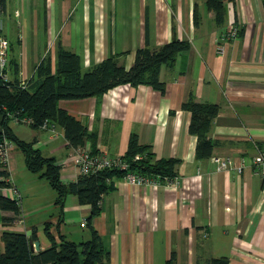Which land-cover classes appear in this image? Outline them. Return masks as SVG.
Masks as SVG:
<instances>
[{
  "label": "crops",
  "instance_id": "0c3cea01",
  "mask_svg": "<svg viewBox=\"0 0 264 264\" xmlns=\"http://www.w3.org/2000/svg\"><path fill=\"white\" fill-rule=\"evenodd\" d=\"M205 2L4 1L0 36L8 43L9 55L18 59L21 81L29 80L47 55L54 65L59 42L81 58L83 71L122 53L126 55L120 63L129 69L137 49H154L173 37L190 43L171 67L160 68L164 94L123 85L100 99L58 102L96 134L98 154L122 157L135 133L140 144L150 146L155 160L181 161L175 186L133 185L123 177L113 178V190L101 197L100 214L92 220L109 254L106 264H165L172 254L176 264H209L221 257L229 264H264V179L252 165L259 152L264 154L263 9L260 0L226 3L223 23L218 25ZM233 27L237 38L220 42L224 51L218 53L219 38ZM189 94L199 103L219 107L209 133L214 147L208 159L195 158L196 138L188 133L190 114L180 109ZM33 131L23 140L12 130L43 157L54 159L63 183L75 182L79 172L74 157L78 150L92 152L90 143L70 148L54 124ZM42 131L47 135H40ZM12 151L6 171L21 194L24 223L6 221L13 214L0 209V235L12 230L29 238L34 233L33 242H38L34 252L50 247L44 232L47 223L56 242L60 236L74 243L89 240V229L82 223L90 206L69 195L60 212L52 189L55 196L45 203L27 198V189L15 177L18 168L27 170L25 161L19 164ZM214 158H228L232 164L218 170Z\"/></svg>",
  "mask_w": 264,
  "mask_h": 264
},
{
  "label": "trees",
  "instance_id": "16d2710c",
  "mask_svg": "<svg viewBox=\"0 0 264 264\" xmlns=\"http://www.w3.org/2000/svg\"><path fill=\"white\" fill-rule=\"evenodd\" d=\"M5 0H0V12ZM264 15V0H260ZM226 3L235 0H206L209 12L214 13L218 25L223 23ZM239 31V37L242 36ZM190 49L187 40L173 37L170 42L157 48L143 47L135 51L134 61L129 69L120 63V58L126 54L110 55L101 62L83 71L81 58L66 50L57 43L54 65L49 55L45 56L34 69L33 76L27 81H21L18 59L14 54L8 56L4 73L7 81L0 76V114L3 117L0 125V145L3 140L14 144L23 154L25 166L31 173H40L51 189L56 193L55 205L62 212L65 198L76 196L80 205H89L90 213L85 221L90 238L87 241L74 243L63 236L56 242L49 232L50 224H45V235L50 247L38 252L30 250L29 242H33L35 234L27 238L18 231H4L0 235V264H106L109 254L101 237L92 227V220L100 214L101 197L113 190V178L124 177L126 172L117 169H104L89 175H79L75 182L65 184L60 178V167L54 159L45 158L32 143L19 140L12 132L9 124L12 117L27 118L32 122L29 127L41 129L44 124L59 126L68 146L77 148L86 141L91 145V154H98L96 134L88 132L80 120L58 107L61 100H82L87 98L100 99L108 91L118 86L136 88L145 86L160 94H164L165 85L159 79L162 66L171 67L181 53ZM10 53V48H9ZM12 51V50H11ZM8 53V54H9ZM25 82L24 87L22 83ZM180 109L190 114L188 133L196 138L195 158L208 159L212 155L214 143L209 139L213 120L219 114L215 104L199 103L192 94L181 104ZM139 157L136 159L135 157ZM128 166L127 172L149 179L176 178V167L179 159H154L150 146L139 143L138 136L132 133L129 137L125 154L120 157ZM0 175L8 176L7 171ZM0 209L13 215L6 221L12 222L18 215V207L7 198L0 195ZM165 264H176L174 254ZM209 264H229L225 257L212 259Z\"/></svg>",
  "mask_w": 264,
  "mask_h": 264
},
{
  "label": "built area",
  "instance_id": "2783aa9c",
  "mask_svg": "<svg viewBox=\"0 0 264 264\" xmlns=\"http://www.w3.org/2000/svg\"><path fill=\"white\" fill-rule=\"evenodd\" d=\"M237 38V29L230 28L227 32L223 33L217 42V52L222 54L224 51L223 46L220 42H226L228 40H234ZM8 43L7 41L0 36V76L4 81H7V74L4 73V69L7 66L8 61ZM22 87H24L25 82H23ZM12 120L16 124L27 125L31 124V120L27 118L18 119L17 117H12ZM49 124H44L41 128H48ZM52 129V128H51ZM53 130V129H52ZM13 149V144L6 139L3 140L0 145V172L6 170V166L9 161L10 152ZM138 159L139 157H135ZM75 167L79 172V175H89L95 172L102 171L104 169H117L123 172H126L123 177L129 184L133 185H168L175 186L177 184V178L174 179H164L163 182L159 178L149 179L142 176L134 175L130 172H127L128 166L120 158H109L101 154H91L88 150L77 151L76 156L74 157ZM213 162L217 165L218 170H225L228 168L232 162L228 158L219 159L214 158ZM253 169L256 174L260 175L264 179V154L259 152L257 156L253 159L252 162ZM239 169V167H238ZM0 195L8 200L12 201L19 210L18 215L14 218L13 223L17 225H23L24 216L21 212V194L18 188L14 185L9 176L0 175ZM85 225V222L82 223V226Z\"/></svg>",
  "mask_w": 264,
  "mask_h": 264
},
{
  "label": "rangeland",
  "instance_id": "374dc122",
  "mask_svg": "<svg viewBox=\"0 0 264 264\" xmlns=\"http://www.w3.org/2000/svg\"><path fill=\"white\" fill-rule=\"evenodd\" d=\"M11 15H13V10H11ZM10 34V33H9ZM14 35H9V39H13ZM9 56V54H8ZM10 128L19 135V137L23 140H28L31 132H34L27 125L16 124L13 121L9 124ZM48 131H42L39 133L40 135H47ZM12 156H16L18 158V163H21V160L24 158L23 154L19 149H15L12 151ZM10 158V156H9ZM24 173L23 176L21 173ZM15 177L21 182L22 187L27 189V198H39V200L43 203L49 201L51 197H54V192L51 190L47 181L40 177L41 173H33L31 174L26 169L23 171L18 168V175L15 172ZM24 197V194H22ZM25 198V197H24ZM50 198V199H49ZM48 199V200H47ZM38 202V201H37Z\"/></svg>",
  "mask_w": 264,
  "mask_h": 264
},
{
  "label": "water",
  "instance_id": "95a60500",
  "mask_svg": "<svg viewBox=\"0 0 264 264\" xmlns=\"http://www.w3.org/2000/svg\"><path fill=\"white\" fill-rule=\"evenodd\" d=\"M2 120H3V117L2 115L0 114V125L2 123ZM2 133V130H1V127H0V134ZM29 246H30V250L33 252L35 250H38V242H29Z\"/></svg>",
  "mask_w": 264,
  "mask_h": 264
}]
</instances>
